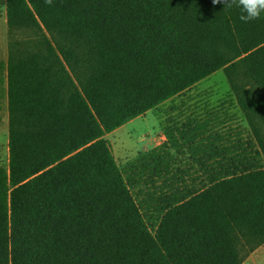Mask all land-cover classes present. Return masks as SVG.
Segmentation results:
<instances>
[{
  "label": "trees",
  "instance_id": "1",
  "mask_svg": "<svg viewBox=\"0 0 264 264\" xmlns=\"http://www.w3.org/2000/svg\"><path fill=\"white\" fill-rule=\"evenodd\" d=\"M5 4L0 264H243L264 244V18L212 0ZM218 70L251 133L171 120L119 167L106 134Z\"/></svg>",
  "mask_w": 264,
  "mask_h": 264
},
{
  "label": "rangeland",
  "instance_id": "2",
  "mask_svg": "<svg viewBox=\"0 0 264 264\" xmlns=\"http://www.w3.org/2000/svg\"><path fill=\"white\" fill-rule=\"evenodd\" d=\"M6 0H0V167L8 166V102L6 61L9 50ZM188 117L211 118L215 128L236 127L251 133L244 113L237 104L222 70L198 82L183 93L165 101L144 115L134 118L105 135L120 168L160 144L166 138L165 125ZM264 135V125H263ZM264 258V244L253 251L243 264H257Z\"/></svg>",
  "mask_w": 264,
  "mask_h": 264
},
{
  "label": "clouds",
  "instance_id": "3",
  "mask_svg": "<svg viewBox=\"0 0 264 264\" xmlns=\"http://www.w3.org/2000/svg\"><path fill=\"white\" fill-rule=\"evenodd\" d=\"M51 4L52 0H45ZM213 4H223V8L239 10V19L244 23L259 20L264 14V0H212Z\"/></svg>",
  "mask_w": 264,
  "mask_h": 264
},
{
  "label": "crops",
  "instance_id": "4",
  "mask_svg": "<svg viewBox=\"0 0 264 264\" xmlns=\"http://www.w3.org/2000/svg\"><path fill=\"white\" fill-rule=\"evenodd\" d=\"M256 263L257 264H264V258L260 256L259 259H258V261Z\"/></svg>",
  "mask_w": 264,
  "mask_h": 264
}]
</instances>
